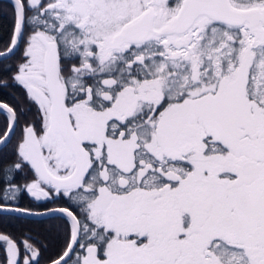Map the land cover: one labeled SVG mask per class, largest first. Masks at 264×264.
<instances>
[{
  "label": "snow or ice",
  "instance_id": "snow-or-ice-1",
  "mask_svg": "<svg viewBox=\"0 0 264 264\" xmlns=\"http://www.w3.org/2000/svg\"><path fill=\"white\" fill-rule=\"evenodd\" d=\"M9 2L0 214L64 244L0 233V264H264V0Z\"/></svg>",
  "mask_w": 264,
  "mask_h": 264
},
{
  "label": "trees",
  "instance_id": "trees-1",
  "mask_svg": "<svg viewBox=\"0 0 264 264\" xmlns=\"http://www.w3.org/2000/svg\"><path fill=\"white\" fill-rule=\"evenodd\" d=\"M13 26V15L11 11V4L9 0H0V51L4 50V48L10 43V34L11 29ZM18 61L14 59L13 57H6L3 59H0V76H3V78L8 79V77L11 75V73H4L2 70L4 66H9L14 71V66ZM0 102L8 103L10 106H16L19 104V106L23 107L26 103L24 99V93L22 89L19 86H11V82H9L8 87H0ZM4 122V116L2 113H0V125H2ZM15 136L13 137L14 143ZM12 144H9L8 146V152L11 153ZM23 179L24 174L19 173L14 177V180L16 183L23 185ZM25 198L22 200V205H28L29 201L27 200V197L24 195ZM15 206H19L16 205ZM2 217H9V219H0V232L2 233H8L12 234L14 237H18L19 232L16 230V227H20L22 229V232L29 231V222L32 221L31 218L36 217H23L19 216L16 213H4L0 214ZM11 217H18V218H11ZM38 219V218H37ZM19 223V226L17 224ZM54 230V229H53ZM53 233L47 235L45 233L44 238H50L53 239L54 235ZM3 257L2 251H0ZM46 261H42L41 264L45 263Z\"/></svg>",
  "mask_w": 264,
  "mask_h": 264
},
{
  "label": "flooded vegetation",
  "instance_id": "flooded-vegetation-1",
  "mask_svg": "<svg viewBox=\"0 0 264 264\" xmlns=\"http://www.w3.org/2000/svg\"><path fill=\"white\" fill-rule=\"evenodd\" d=\"M30 117H28V120H32L35 117V109L33 108V110L31 112L27 113V116L30 115ZM25 183V178L23 179V184ZM24 195L27 197V200L29 201L28 205H22V200L24 197ZM45 202L43 201H35L34 198H32L30 195H28L26 192L21 194V199L20 201L17 202V205H19L20 207H30L33 208L34 211H44V207H42V205H44ZM47 207L51 208V207H55L57 205H53V204H46ZM38 218V219H37ZM32 221L29 222V231H25L24 233H30L32 237H34V239L31 241L32 243L36 244L37 247L43 245V256L45 258L47 257H55L56 253L58 251H60L63 247L64 244V233L62 228H53L50 226V220L48 217H36V218H31ZM55 223L59 224V221H56ZM17 226H19V223L17 224ZM54 229V230H53ZM16 230L19 232L18 237H21L22 234H24L22 232V229L20 227H16ZM2 233V232H0ZM45 233H47V235L53 233L54 238L50 240V238H44ZM51 235V236H53ZM46 261V260H43ZM47 262L43 263L46 264Z\"/></svg>",
  "mask_w": 264,
  "mask_h": 264
},
{
  "label": "rangeland",
  "instance_id": "rangeland-1",
  "mask_svg": "<svg viewBox=\"0 0 264 264\" xmlns=\"http://www.w3.org/2000/svg\"><path fill=\"white\" fill-rule=\"evenodd\" d=\"M31 116V114L30 115H28L27 116V119H28V117H30ZM18 133H19V129H17V135H18ZM16 138V137H15ZM14 142H15V139H14ZM2 254L0 253V259H2V256H1Z\"/></svg>",
  "mask_w": 264,
  "mask_h": 264
},
{
  "label": "water",
  "instance_id": "water-1",
  "mask_svg": "<svg viewBox=\"0 0 264 264\" xmlns=\"http://www.w3.org/2000/svg\"><path fill=\"white\" fill-rule=\"evenodd\" d=\"M3 51V50H2ZM6 58V57H5ZM47 264V263H46Z\"/></svg>",
  "mask_w": 264,
  "mask_h": 264
}]
</instances>
